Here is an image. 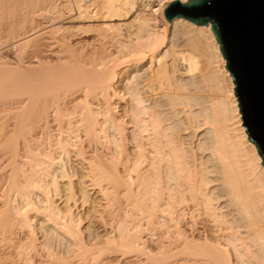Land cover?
I'll use <instances>...</instances> for the list:
<instances>
[{
	"label": "bare ground",
	"instance_id": "obj_1",
	"mask_svg": "<svg viewBox=\"0 0 264 264\" xmlns=\"http://www.w3.org/2000/svg\"><path fill=\"white\" fill-rule=\"evenodd\" d=\"M145 1L149 13L140 0H0L23 11L0 37L17 51L0 62V264H41L44 247L59 250L48 264H264V168L211 25ZM62 12L102 19L98 44L68 42ZM94 193L111 216L101 242L75 207L98 213Z\"/></svg>",
	"mask_w": 264,
	"mask_h": 264
},
{
	"label": "water",
	"instance_id": "obj_2",
	"mask_svg": "<svg viewBox=\"0 0 264 264\" xmlns=\"http://www.w3.org/2000/svg\"><path fill=\"white\" fill-rule=\"evenodd\" d=\"M164 16L211 25L234 84L241 126L264 168V0H176Z\"/></svg>",
	"mask_w": 264,
	"mask_h": 264
},
{
	"label": "rangeland",
	"instance_id": "obj_3",
	"mask_svg": "<svg viewBox=\"0 0 264 264\" xmlns=\"http://www.w3.org/2000/svg\"><path fill=\"white\" fill-rule=\"evenodd\" d=\"M143 1L144 0H140V2L137 4V8L139 9V11H141V12H144V13H149V12H147V11H145V10H143V6H142V3H143ZM17 3L18 4H20L21 3V0H19V2H18V0H16V3H14L15 5H17ZM1 13H3L4 15L6 14V17L4 16V17H2V18H0V37H2V36H5L6 35V28H7V26L9 25L10 26V24L11 23H14V22H19V21H22V17H19L18 15L19 14H21V13H23V11L22 10H20L19 8H12V10L11 9H6V8H0V14ZM10 14V17H8V15ZM12 14V15H11ZM62 14L64 15H61V23H62V25H63V27H65V28H67V30H69V31H67L68 33L66 34V38L68 39V42H70L72 45L74 44H76V43H79V42H84V41H87V42H93L92 44H95V45H97L98 44V38H99V28H98V25H102V19H100V18H92V19H85V20H82V21H77V22H70V21H68L67 20V15L68 14H65V12H62ZM13 15H15V17H12ZM66 17V18H65ZM65 18V19H64ZM40 19V21H49L47 18H39ZM47 19V20H46ZM157 19H158V27L160 28V29H162V28H165V23L163 22V20L161 19V17L159 16V15H157ZM67 21V22H66ZM96 26V27H95ZM99 26V27H100ZM86 27V28H85ZM90 27V28H89ZM82 28V29H81ZM92 28V29H91ZM94 28H96V29H94ZM98 28V29H97ZM4 29H5V31H4ZM73 29V30H72ZM84 29V30H83ZM87 29H89V30H87ZM87 30V31H86ZM97 32H96V31ZM98 33V34H97ZM97 34V35H96ZM97 40V41H96ZM1 41H3V39L1 40ZM0 41V42H1ZM6 44H7V46H6ZM2 43V44H0V62H11V63H15L16 61H17V51L11 46V45H9V43ZM16 51V52H15ZM16 55V56H15ZM23 57H25V56H23ZM4 58V59H3ZM5 59H7L6 61H5ZM3 60V61H2ZM14 61V62H13ZM241 115V114H240ZM71 159L73 160L74 159V157H71ZM1 160V159H0ZM2 164V163H1ZM0 164V175L2 174V173H4L5 171L4 170H7V168L6 169H4V167H5V164H3V165H1ZM1 166L3 167V168H1ZM3 169V170H2ZM9 169V168H8ZM2 170V171H1ZM78 170V173H80V174H83V173H85V170H84V168L82 169V168H78L77 169ZM6 173V172H5ZM79 174V175H80ZM3 175V174H2ZM1 175V176H2ZM60 184V186L62 185V183H59ZM53 198H54V196H53ZM92 198H97L96 199V204H97V208H98V213H95V214H93L92 212H90V215L91 216H87L86 217V214H87V212L89 211L88 209H89V207L88 206H86V204H83V206H82V204L80 203V202H76V211H78L79 212V214L82 216V218L84 219H82L84 222H82V227L84 226V228H83V230L86 228V227H90V228H93V229H95L96 231H101V232H99L100 233V235H102V234H104L103 232L105 231V230H109V227H107V226H109V225H107L108 223H109V221L110 220H107V219H111L109 216H107V213L104 211V210H102L101 208L102 207H104V200H100L99 199V196H97V194L96 193H94L93 195H92ZM54 200H56L55 198H54ZM58 201V200H57ZM57 203H59V201L57 202ZM99 206H101V207H99ZM100 209V210H99ZM39 214H32L31 216H32V220H33V222H32V227H34L33 229H35L34 230V232H35V234H36V236H37V238H38V241L37 242H43L46 238H45V233H43L44 232V230H43V232H42V229H40L39 228V225H41L42 224V217L40 216H38ZM93 216V217H92ZM87 218V219H86ZM89 218V219H88ZM104 219V220H103ZM87 220V221H86ZM90 220V221H89ZM100 220V221H99ZM106 222V223H103V225H102V222ZM108 221V222H107ZM88 222V223H87ZM93 222V223H92ZM35 223V224H34ZM90 224V225H89ZM104 225H106V229H105V226ZM104 227V229H103V227ZM103 229V230H102ZM22 233V232H21ZM20 233V234H21ZM102 233V234H101ZM22 235V234H21ZM44 238V239H43ZM100 239H102L103 240V235L101 236V238H99V240ZM98 240V239H97ZM96 240V241H97ZM98 240V241H99ZM102 240H100V242L102 241ZM97 241V242H98ZM45 242V241H44ZM100 242H98V243H100ZM45 248H47V247H44V250H43V248H41L42 249V251L41 250H39V252H40V254L39 255H41V253H43L42 254V257H43V255L44 256H46V255H48L49 253H50V251H52V249L51 250H49V252H48V250L47 249H45ZM59 252V250H53L52 252L54 253V254H56V253H58ZM38 252V253H39ZM33 253V252H32ZM47 253V254H46ZM46 254V255H45ZM29 255H31V253H29ZM31 257V256H30ZM32 257H34V261L35 262H37L38 260H40V262L39 263H43L44 264V262L46 263V262H48L50 259L48 258V256H46V257H44L43 259H40V258H42V257H38V256H36V255H33L32 254ZM36 257V258H35ZM38 257V258H37ZM56 257V256H55ZM18 258V257H17ZM17 258L15 259L14 258V260L17 262V264H19L18 263V261H17ZM21 258H22V256H21ZM46 258V259H45ZM64 258V257H63ZM19 259V258H18ZM36 259H37V261H36ZM53 259V258H52ZM64 259H68V258H64ZM20 260H23V259H20ZM48 260V261H47ZM95 260H97V259H95ZM98 260H100V259H98ZM97 260V262H91L90 261V263L89 264H100V262ZM43 261V262H42ZM75 261V260H74ZM101 261V260H100ZM22 262L20 261V264H21ZM48 263H50V262H48ZM48 263H46V264H48ZM114 264L115 263V261L113 262V261H110V263L108 262V263H106V264ZM121 264H125V263H123V262H120ZM74 264H75V262H74ZM101 264H104L103 262L101 263ZM115 264H119L118 262L117 263H115ZM137 264V263H136Z\"/></svg>",
	"mask_w": 264,
	"mask_h": 264
},
{
	"label": "built area",
	"instance_id": "obj_4",
	"mask_svg": "<svg viewBox=\"0 0 264 264\" xmlns=\"http://www.w3.org/2000/svg\"><path fill=\"white\" fill-rule=\"evenodd\" d=\"M165 0H146V6L150 9V10H157L160 5L164 2Z\"/></svg>",
	"mask_w": 264,
	"mask_h": 264
}]
</instances>
